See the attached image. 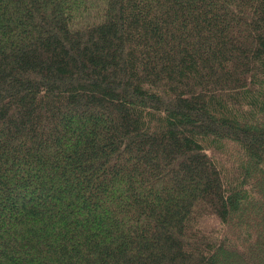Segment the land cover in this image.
I'll return each mask as SVG.
<instances>
[{
  "label": "trees",
  "instance_id": "trees-1",
  "mask_svg": "<svg viewBox=\"0 0 264 264\" xmlns=\"http://www.w3.org/2000/svg\"><path fill=\"white\" fill-rule=\"evenodd\" d=\"M0 264H264V0H0Z\"/></svg>",
  "mask_w": 264,
  "mask_h": 264
}]
</instances>
